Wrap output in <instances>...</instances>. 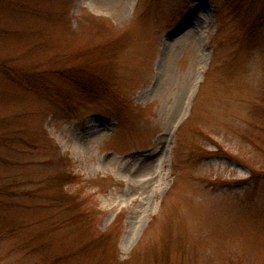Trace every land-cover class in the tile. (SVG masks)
Listing matches in <instances>:
<instances>
[{
  "label": "rangeland",
  "instance_id": "1",
  "mask_svg": "<svg viewBox=\"0 0 264 264\" xmlns=\"http://www.w3.org/2000/svg\"><path fill=\"white\" fill-rule=\"evenodd\" d=\"M0 264H264V0H0Z\"/></svg>",
  "mask_w": 264,
  "mask_h": 264
}]
</instances>
